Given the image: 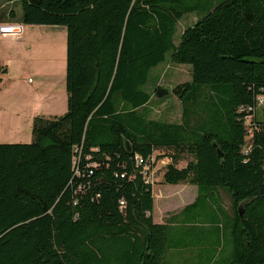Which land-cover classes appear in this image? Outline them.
<instances>
[{
    "label": "trees",
    "instance_id": "1",
    "mask_svg": "<svg viewBox=\"0 0 264 264\" xmlns=\"http://www.w3.org/2000/svg\"><path fill=\"white\" fill-rule=\"evenodd\" d=\"M7 1L21 9L10 21L65 27L66 112L36 116L30 143L0 144V264H192L225 245L227 264H264V0ZM189 13L204 15L174 44ZM167 54L190 81L155 76L147 91ZM172 95L180 122L151 119L152 98ZM163 159L164 184L197 188L169 243L175 216L153 222L142 174ZM207 212L201 244L181 241Z\"/></svg>",
    "mask_w": 264,
    "mask_h": 264
},
{
    "label": "rangeland",
    "instance_id": "2",
    "mask_svg": "<svg viewBox=\"0 0 264 264\" xmlns=\"http://www.w3.org/2000/svg\"><path fill=\"white\" fill-rule=\"evenodd\" d=\"M12 10L16 13V16H20V5L15 3L12 5ZM4 10H7L5 8ZM204 14L197 13H189L184 16L176 26V33L174 35V44H178L181 33L184 29L190 27L192 23L195 21V17H201ZM4 16V14H3ZM10 32V31H9ZM11 32H15L11 30ZM21 40L16 41L15 35H0V48L9 52L13 46L17 47L20 51L21 56L18 63L9 62L10 78L17 75L18 69H21V72H24L23 77L25 76V80L22 82L19 81L17 86L10 84L7 81H4L3 84L0 85V92H5L2 96L5 97L7 103H11V105H17L26 103L23 106L27 105V94L24 92L18 91L19 89L23 91H27L26 87H33L36 82L41 81V83L45 82V80H40L38 78H49L50 80H54L56 93L58 95V101L62 103L65 101L66 103V93H65V62H66V29L63 26H28L23 30V34L21 35ZM13 41V45L5 44L2 46V42ZM10 47V49L8 48ZM22 51V52H21ZM12 55V54H11ZM170 54L166 55V60L159 64L156 68H154L150 73V80L147 86V91L152 92L155 76L159 78L158 84L166 89H170L178 84L190 81V66L188 65H176L171 64L169 62ZM19 67V68H18ZM17 69V70H16ZM151 76L154 77L151 79ZM9 77V76H8ZM31 78L32 84L28 83V78ZM21 79V78H20ZM24 83V84H23ZM12 85V86H10ZM19 88V89H18ZM5 94V95H4ZM3 97V98H4ZM13 98V102L9 99ZM19 99V100H16ZM14 103V104H12ZM147 108L150 112V118L155 120H160L168 123H179L181 119V107L177 98L173 95L168 96L165 99H158L153 97L152 100L147 105ZM142 108L139 109L141 112ZM66 112L65 110L59 112L60 114L56 116H61ZM58 113V112H55ZM14 127L8 128L5 122L0 121V144L5 143H15L11 141H19L21 143L24 141L22 138H12L14 134L12 133V129ZM23 134L27 132L29 129L22 127ZM10 132L12 134H10ZM26 134V133H25ZM26 142L22 143H30L31 140L26 137ZM18 143V142H17ZM160 153L165 152L167 150L162 149L159 151ZM158 153H154V158ZM156 160V158H155ZM190 157L183 156V159L178 162L176 165L177 168L185 167L186 163L189 162ZM169 161L160 160L157 161L154 170L151 173V182H152V194H153V222L156 224H161L168 217H173L170 221V227L167 233V243L170 242L171 239L177 240L179 239L180 229H186V227L181 226L183 223L180 222V217L176 216V214L187 204L191 203L196 195L197 188L191 187L188 184H178V185H166L163 182V174L165 171V167L168 165ZM183 188L186 193L187 199L182 200L183 197ZM182 191V192H181ZM182 193L179 197V193ZM222 198V205L226 211L231 212V201L229 197L223 192H220ZM178 195V196H177ZM203 203H199L198 206H201ZM213 213H206L203 217H200V222H205L208 217H212ZM195 224L190 226L191 235L185 240L188 241L187 244H201L202 242V234L201 230H203V224ZM176 230V231H171ZM176 233V234H175ZM175 234V235H174ZM214 238H211L213 240ZM229 247L227 245L220 251L217 249H207L199 251V255L197 257H193L190 259L192 264H227L229 258ZM216 251V252H215Z\"/></svg>",
    "mask_w": 264,
    "mask_h": 264
},
{
    "label": "crops",
    "instance_id": "3",
    "mask_svg": "<svg viewBox=\"0 0 264 264\" xmlns=\"http://www.w3.org/2000/svg\"><path fill=\"white\" fill-rule=\"evenodd\" d=\"M15 3L16 2H8L7 0H0V16L2 17L4 14L2 18L0 17V19L2 20L0 21V25L7 26V27L9 26L18 27L20 29V32L17 34H10V35H15L16 39L14 40L20 42L21 40L20 37L23 34V30L27 28L28 26L21 25L20 23H17V21L15 20H12V21L9 20L8 16L11 11L13 12L11 7ZM5 8H7V10H4ZM16 18L18 17L16 16ZM5 44L13 45V41L4 40L2 42V46H5ZM8 48L10 49V47ZM20 56H21V53L15 46H13V48L9 52L5 51L4 49L1 50L0 48V68L3 67L6 69V73L4 74L0 73V85L3 84L4 81H7L12 85L17 86L19 81L22 82L23 80L26 79L25 76L23 77L24 72H21V69H18V71H16L17 75L15 77L13 76L12 78H10V76L12 75H9V71H10V66L8 65L9 62L11 61L13 63H18L19 61H21ZM38 79L45 80V82L41 83V81H38L35 83V85H33L31 81L32 79L29 77L28 83L32 84L33 87H29V88L26 87L27 91H23L18 88L19 89L18 91L24 92L27 94L28 98L26 100H27L28 106H23L26 103L17 104V105L12 103L14 105H11V103H7L5 97L2 96L3 93L5 92V89L3 90V92H0V121L5 122L8 128L14 127L12 129V133L14 134L12 138L20 137L24 140L22 142H26L25 141L27 140L26 137L32 140L31 127H32V121L36 116H43L44 118L57 117L56 115L60 114L59 112L61 111L63 112L66 108L65 101H62V103L58 101V95L56 93L54 80H50L49 78H47V76H45V78H38ZM9 100L13 102L12 97H10ZM16 100H19V99H16ZM55 112H58V113H55ZM22 127L23 128L27 127V129H29L27 132H25L26 134L25 133L23 134ZM12 133L10 132V134ZM11 142L19 143V141H11ZM191 187H194V186H191ZM182 189L183 188H180V190ZM182 191L181 192L183 193L182 195L183 197L181 199L182 200L187 199V197L185 196L186 195L185 190L183 189ZM181 192L178 194L179 197L182 194ZM180 211L178 213H180ZM164 222L161 224H164Z\"/></svg>",
    "mask_w": 264,
    "mask_h": 264
},
{
    "label": "built area",
    "instance_id": "4",
    "mask_svg": "<svg viewBox=\"0 0 264 264\" xmlns=\"http://www.w3.org/2000/svg\"><path fill=\"white\" fill-rule=\"evenodd\" d=\"M7 28V26H1L0 25V35H4L6 32H5V29ZM14 28H17L19 29L18 27H14ZM263 102V100L261 98H258V104L261 105V103ZM165 160V159H163ZM155 161L154 158L151 159V162L150 164H152L153 162ZM160 161V160H159ZM168 161V160H167ZM142 161H139L138 164L139 165H142ZM157 163V162H156ZM156 163H155V166H156ZM154 166V167H155ZM154 167L151 169V166L149 164H145L142 168V174L144 176V179L146 180L147 183L151 184L152 185V182H151V173L152 171L154 170ZM153 186V185H152Z\"/></svg>",
    "mask_w": 264,
    "mask_h": 264
},
{
    "label": "water",
    "instance_id": "5",
    "mask_svg": "<svg viewBox=\"0 0 264 264\" xmlns=\"http://www.w3.org/2000/svg\"><path fill=\"white\" fill-rule=\"evenodd\" d=\"M10 30H14L15 32H9ZM5 34L4 35H10V34H17V33H19L20 32V29H17V28H11V29H8V28H6L5 29ZM126 148H127V150L129 151V146H128V144H126ZM219 155H221L220 153H219Z\"/></svg>",
    "mask_w": 264,
    "mask_h": 264
},
{
    "label": "bare ground",
    "instance_id": "6",
    "mask_svg": "<svg viewBox=\"0 0 264 264\" xmlns=\"http://www.w3.org/2000/svg\"><path fill=\"white\" fill-rule=\"evenodd\" d=\"M8 29H11V28H14V26H9V27H7ZM10 32H11V30H10Z\"/></svg>",
    "mask_w": 264,
    "mask_h": 264
}]
</instances>
